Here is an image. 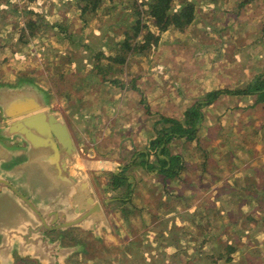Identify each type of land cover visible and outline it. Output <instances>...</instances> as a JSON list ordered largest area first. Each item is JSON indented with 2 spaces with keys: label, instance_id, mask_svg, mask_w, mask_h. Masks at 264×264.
<instances>
[{
  "label": "rangeland",
  "instance_id": "obj_1",
  "mask_svg": "<svg viewBox=\"0 0 264 264\" xmlns=\"http://www.w3.org/2000/svg\"><path fill=\"white\" fill-rule=\"evenodd\" d=\"M77 1L0 0V84L31 80L47 92L51 109L59 112L69 126L95 184L93 188L114 226L113 231L103 233L101 241L79 230L92 244L91 252L81 261L72 260V264H180L183 258H190L188 264H201L199 256L190 255L198 244L193 235L205 239L199 240L208 254L202 259L217 260L218 264H233L235 260L236 264H264L263 103L253 106L257 100L253 95H226L203 108L198 140H175L168 152L181 156V161L191 167L181 173L186 182L167 179L161 174L155 153L150 157L146 154L155 122L159 121L160 129L169 126L162 124V119L183 121L185 111L209 94L203 90L212 84L201 87V79H194L193 72L202 71L207 76V71L209 75L217 71L227 79L217 91L227 89L224 85L230 90L246 89L253 78L243 76L241 85H235L239 78L231 62L216 64L226 55L220 47L212 46L208 52L196 48L209 54L211 63L203 59L199 63L193 57L189 43L200 46L193 39H200L202 32L196 29L201 17L195 5L196 22L191 29L160 33L157 45L153 42L144 54L134 53L128 64L114 65V71L104 79L94 72L96 60L101 54H118L116 41L135 22V15L131 16L139 0H103L96 12L84 16ZM181 7L177 3L174 10ZM29 14L37 21L39 31L37 38L24 44L19 36ZM59 24L67 27L73 42L68 43L58 32ZM53 77L59 92L47 84V78ZM5 123L0 112V129ZM136 152L150 158L151 173L144 166L130 164ZM114 174L126 178L119 188H111L109 181ZM257 186L260 190H255ZM106 199L112 201L105 205ZM230 204H236L240 219H234L235 208ZM170 216L172 223L170 219L167 223L161 220ZM13 220L3 227L14 229L17 221ZM47 233L53 232H46L45 237ZM15 242L6 254L0 248V264L9 261L12 252H19ZM43 243L44 239L40 250L47 252ZM170 246L177 254L166 251Z\"/></svg>",
  "mask_w": 264,
  "mask_h": 264
},
{
  "label": "water",
  "instance_id": "obj_2",
  "mask_svg": "<svg viewBox=\"0 0 264 264\" xmlns=\"http://www.w3.org/2000/svg\"><path fill=\"white\" fill-rule=\"evenodd\" d=\"M0 112L6 122L0 129V248L7 251L16 240L22 256L41 264H65L84 245L63 247L60 240L54 243L45 237L46 232L77 228L99 240L111 230L88 166L66 121L51 109L49 95L35 82L0 84ZM16 139L24 146L4 143ZM8 201L13 205L8 215L17 221L14 229L3 227ZM43 239L47 252L40 250ZM55 252L58 258H51Z\"/></svg>",
  "mask_w": 264,
  "mask_h": 264
},
{
  "label": "trees",
  "instance_id": "obj_3",
  "mask_svg": "<svg viewBox=\"0 0 264 264\" xmlns=\"http://www.w3.org/2000/svg\"><path fill=\"white\" fill-rule=\"evenodd\" d=\"M77 2L78 7L82 11V16H84L87 13L96 12L101 7L103 0H78ZM177 3L182 5V7L175 11L174 8ZM134 7V13L131 18L135 15V22L116 41L118 42V54L107 57L101 54L96 60L94 72L101 75L104 79L109 73L114 71V65L123 66L128 63L134 53L144 54L153 45V42L157 45L161 40L160 33L172 30L183 32L191 29L196 22V6L188 0H139ZM56 28L59 29L58 32L65 37L68 43L73 42L72 34L69 33L67 27L65 28V26L63 27L62 24H59ZM38 31L37 21L34 16L32 17V14H29L20 30L19 41L21 43L25 42L24 44L28 43L31 39L38 37ZM49 75L52 77V73ZM47 84L54 89V92H59L60 86L56 84L54 77L47 78ZM226 95L237 97L253 95L257 98L253 106L263 103L264 107V83L257 81L249 84L246 89L218 90L207 94L206 98L197 101L195 105L185 111L183 121L166 118L160 120L162 124L169 126L156 130V136L151 137L149 140V153L146 154L155 153L156 159L161 163V174H164L167 179H176L177 182L183 180L181 173L191 169L190 166L181 161V156L168 153L170 144L180 139H185V143L197 141L199 138L198 126L204 118L203 108L209 106L221 96ZM200 145L202 144L200 143ZM158 150L160 151L159 154H157ZM146 154H142V156L145 157L147 156ZM161 156H166L168 159H161ZM117 180L120 181V179ZM124 182L125 180H122V183ZM229 249L230 253L232 251L231 246ZM213 262L216 263L218 261Z\"/></svg>",
  "mask_w": 264,
  "mask_h": 264
},
{
  "label": "crops",
  "instance_id": "obj_4",
  "mask_svg": "<svg viewBox=\"0 0 264 264\" xmlns=\"http://www.w3.org/2000/svg\"><path fill=\"white\" fill-rule=\"evenodd\" d=\"M189 1H191L193 4L197 6L198 14L201 17V20H197V23H196V29L201 28V31H202L200 32L201 38L198 40L193 39V40H196L195 42H198L201 45L197 46L193 44L194 42L189 43V49L191 52H193V57H197L196 60H198L199 63H202V59L204 62L208 61V63H211L212 57H210L209 54L204 53V51L197 52L196 48L201 47L202 49H206V51L208 52V49L212 48V46L220 47L222 48V51L226 55H225V59H222L221 61L218 60L216 64H218L219 66V65H222L221 62L227 63V64L231 62L230 66L235 71V74H237V78H239V81L235 85H241V79L243 78V76H247L248 78H253V80L249 82V84H253L257 81H261L264 83V0H189ZM196 29L195 31H197ZM203 30L207 32L206 35L204 34ZM210 52L213 54L215 53L214 50H210ZM227 55L229 57H227ZM198 57L201 58V60H199ZM184 65H187L186 60L184 61ZM190 67H191V64H189L187 68H190ZM246 70L252 72L253 75L250 73H246L245 72ZM213 71L214 70H212V72ZM209 72L210 71H207V76L204 75L202 71H200L199 73H195V74L193 72L192 74L194 79L196 78L195 76H198L201 79V87L204 88L205 85L208 84L209 82L210 84H212L210 88H207V90H203L204 94L217 91L216 89L221 88V85H223V81L227 80L225 78L224 79L221 78L217 71L216 72L214 71L211 75H209ZM157 74L153 73L154 76ZM223 87L227 89H222V90L231 89L230 87H227L225 85ZM239 87L240 86H237L235 88H239ZM180 89L183 90L182 87ZM233 97L236 98V96H233ZM238 98H242V96L241 97L238 96ZM179 120H182V119H179ZM158 122H155L152 125V130L150 131V135H148L149 139L147 140L146 147L151 137L156 136V134H154V131L156 128H158L157 126ZM151 135H154V136H151ZM142 154H144V152H141V153L136 152L135 154H133L130 164L134 163V166L136 165V167L139 165L140 166L139 168H142V169L144 166L146 171L148 173H151L152 169L148 167V163L150 165L152 164L151 161L148 162V159L150 160L149 158L150 155L149 157L148 156L143 157ZM114 175H117V174H114ZM182 178L183 180H180L178 182H186V177L183 176ZM125 182H126V179H125ZM255 190H260V189L257 186ZM183 195L184 194H180V197H183ZM118 199L119 198L115 200H118ZM111 201L112 200L106 199L105 202L108 205ZM233 207L235 208L234 209L235 212H233L232 215L234 219L238 220L239 216L241 215H239V212L236 208V204ZM12 211H13L12 202L8 201V205L5 204V210H4V212L7 214V220L5 222L7 223L12 222L14 217L11 215H8ZM157 213H160V212H157ZM172 213L175 214L173 210H172ZM171 216L167 219L161 218V220L167 223L166 220L170 219V222L172 223L173 221H171V219L173 218H171ZM247 217H250V216L248 215ZM3 221L4 220L1 219V223H3ZM15 221L16 220H13V222ZM160 221H157V222H160ZM110 226H111L110 231H113L114 226L113 224H111V221H110ZM84 232H88V231H84ZM109 232H104V233H109ZM92 237L94 238L93 235ZM193 239H195L194 241L198 244L192 247V254L190 255L194 258L195 257L197 258V256H199L198 260H201V264H218V262L214 263L211 260H206V259L201 258V257L208 256V254H205L206 253V251H204L205 248L199 244V240L205 241L204 237L202 235H199V236L193 235ZM97 241H101V240L99 239ZM83 245H84L83 247L84 250L80 253H85V251H87L86 245L85 244ZM63 247H68V246H63ZM89 247L90 245L88 244V251H89ZM171 247L172 246H170L168 249L166 248V251L167 250L170 251ZM217 247H221V246L217 245ZM176 252L177 250L173 247L171 249V253L175 255L177 254ZM189 259L184 260L183 258L180 264H188ZM194 260H197V259H194ZM236 263L237 261L235 260L233 264H236Z\"/></svg>",
  "mask_w": 264,
  "mask_h": 264
},
{
  "label": "flooded vegetation",
  "instance_id": "obj_5",
  "mask_svg": "<svg viewBox=\"0 0 264 264\" xmlns=\"http://www.w3.org/2000/svg\"><path fill=\"white\" fill-rule=\"evenodd\" d=\"M4 143L9 146V147H14V146H17V147H23L24 145L20 142L19 139H16V140H12V141H4ZM127 166L124 168L126 169ZM117 177V178H115ZM92 178V177H91ZM117 179H120V181H118ZM126 178L123 177L121 174H117V175H114L112 176V178L110 179L109 182L112 183V186L111 188H119L120 185H121V182L122 180H125ZM120 182V183H117L116 182ZM93 182V181H92ZM117 183V184H116ZM93 185L95 186L94 182H93ZM96 188V187H95ZM108 200V199H107ZM106 201V200H105ZM103 204V203H102ZM105 205H106V202H105ZM104 206V205H103ZM11 227V226H10ZM8 227V228H10ZM72 230V231H71ZM76 230V231H74ZM78 230V231H77ZM80 229H70L68 230L67 232L65 233H60V232H53V233H47L46 235L48 237H50L53 241H57V240H60L61 242V246H69V245H76L78 243H83L86 245V250L85 253H77L75 255H73L68 261H67V264H72V260L74 261L75 260H78V261H81V257L82 256H86L88 255V253H90V249L88 251V244L91 245L90 243H88V241H86L82 236H81V233H79ZM60 235H62V239H60ZM2 238L0 236V247H2ZM89 247V248H90ZM56 251L57 248L55 249ZM8 253L7 251H5V254ZM53 257L54 258H58L56 256V252L53 254ZM57 261V260H56ZM4 264H39L36 260H33L32 258H28V256H21L19 254L18 251H14L12 252V258L9 259V261H3ZM55 264H60L59 262H56Z\"/></svg>",
  "mask_w": 264,
  "mask_h": 264
}]
</instances>
